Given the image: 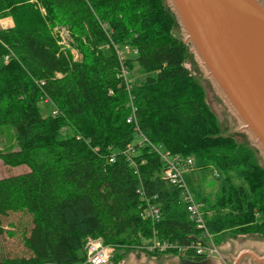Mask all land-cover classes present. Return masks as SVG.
<instances>
[{
  "label": "trees",
  "instance_id": "obj_1",
  "mask_svg": "<svg viewBox=\"0 0 264 264\" xmlns=\"http://www.w3.org/2000/svg\"><path fill=\"white\" fill-rule=\"evenodd\" d=\"M0 16L14 21L0 28V127L17 134V147L0 148V158L9 167L27 166L0 179V235L10 213L32 217L24 235L31 255L0 256V264H82L89 237L130 249L154 229L175 243L200 235L180 190L163 179L161 157L143 146L135 168L119 152L137 140L127 122L132 105L155 144L193 157L195 168L214 167L227 181L248 182V190L230 183L213 197L193 190L214 235L264 236V166L252 147L222 132L186 64L191 46L173 33L178 18L165 0H0ZM58 24L71 30L82 59L61 43ZM122 64L146 74L130 91ZM43 100L59 114L44 115ZM141 185L161 208L156 224L141 216Z\"/></svg>",
  "mask_w": 264,
  "mask_h": 264
},
{
  "label": "water",
  "instance_id": "obj_2",
  "mask_svg": "<svg viewBox=\"0 0 264 264\" xmlns=\"http://www.w3.org/2000/svg\"><path fill=\"white\" fill-rule=\"evenodd\" d=\"M263 1L168 0L184 41L199 57L242 129L264 151ZM185 264L206 262L187 260Z\"/></svg>",
  "mask_w": 264,
  "mask_h": 264
},
{
  "label": "rangeland",
  "instance_id": "obj_3",
  "mask_svg": "<svg viewBox=\"0 0 264 264\" xmlns=\"http://www.w3.org/2000/svg\"><path fill=\"white\" fill-rule=\"evenodd\" d=\"M165 3L169 9H171L168 0H165ZM12 23V17L0 16V28L10 27ZM55 31L60 36L63 42L62 44L71 50L74 58L82 59L83 53L72 35L71 30L66 25L58 24L55 26ZM173 33L181 38H184L178 20L173 28ZM186 64L192 71L196 80L204 86L207 94V100L220 121L222 132L224 134L234 136L240 144L252 147L257 161L264 166V151L255 143L250 133L242 129L241 121L225 102L212 80L207 76L205 68L192 48L190 49L189 58ZM129 75L131 76L134 84L141 83L146 77V74H144L141 68L136 64L133 70L129 71ZM39 106L44 115H49L54 109V104L51 101L46 102L43 100L40 102ZM63 132H67V129L64 128ZM10 147H17V134L12 126L4 125L0 127V148L9 149ZM26 168V165L9 167L0 158V179L11 174L21 173ZM217 172L219 173V176L216 175ZM184 178L187 186L191 190L199 188L205 195H210L211 197L219 192L223 186H227L230 183H233L236 186H243L246 190L249 189V184L244 178L235 177L231 182L227 181L214 167H207L204 170L193 168L192 170L184 173ZM3 226L5 228V232L0 235V256L21 258L29 257L31 252L24 244V235L29 232L32 226L31 215L26 212L10 213L8 216L3 218ZM97 238L101 239V237ZM214 240L221 251L224 260L227 259L229 262L230 259L228 254L230 249L234 250V254L237 255L240 249H247L245 248L246 246H262V252H264V236L258 234H241L236 233L234 230H228L215 235ZM112 254L110 264H169L167 259L170 261L172 259L177 261L181 258V256L175 253H160L157 255H151L147 251L140 250L135 247L130 249L114 247ZM224 260L218 255L209 256L208 258L209 264H225L226 261ZM242 264L254 263L247 257L244 259Z\"/></svg>",
  "mask_w": 264,
  "mask_h": 264
},
{
  "label": "built area",
  "instance_id": "obj_4",
  "mask_svg": "<svg viewBox=\"0 0 264 264\" xmlns=\"http://www.w3.org/2000/svg\"><path fill=\"white\" fill-rule=\"evenodd\" d=\"M61 43L62 40H61ZM127 50L130 47L127 46ZM135 53L137 51H134ZM118 54L123 55V51L118 49ZM8 59V57L6 58ZM121 76L127 85V89L131 90L132 78L129 75V70L122 64ZM54 114H59V110L55 109ZM127 122L134 124L135 131L137 133V140L135 143H129L125 148L119 150L129 163L137 168V162L135 156L138 154V150L143 146H148L154 152H156L164 162V169L162 177L171 186L178 188L181 192L182 201L187 209L189 219L193 221L200 235L196 238L189 240L188 242H172L170 240H162L159 238L157 230L154 229L153 236L135 248L147 251L150 254L160 253H175L181 258L188 259L197 256H215L218 255L223 258L221 251L219 250L214 240L215 235L209 230L207 225V211L204 209V203L200 202L193 190H191L185 181L184 173L192 170L194 167L193 157H182L178 154H173L168 150H165L162 146L155 144L140 128L136 122V108L132 105V113L128 116ZM117 158V151L111 153L108 157V162H115ZM136 172L138 170L136 169ZM219 176V173H216ZM137 193L141 200V216L143 219L150 220L153 224H156L161 220V208L155 201L156 196H151L143 185L137 188ZM115 245L106 244L100 238H89L86 242V259L82 264H110L112 251Z\"/></svg>",
  "mask_w": 264,
  "mask_h": 264
},
{
  "label": "crops",
  "instance_id": "obj_5",
  "mask_svg": "<svg viewBox=\"0 0 264 264\" xmlns=\"http://www.w3.org/2000/svg\"><path fill=\"white\" fill-rule=\"evenodd\" d=\"M14 21L12 23L11 26H13ZM245 248L247 249H243V250H239L238 254L235 255V251L234 250H229V254L228 257L230 259V262L227 259H223L224 261H226L225 264H242V262H244L245 258H249L254 264H264V252H262L263 247L259 246H246ZM245 252V253H244ZM244 253V254H243ZM209 258V257H208ZM208 258L206 260H204L203 262H206V264H209ZM188 259H184V258H180V260L174 261L173 259L170 261L167 259V262H169V264H185L186 261Z\"/></svg>",
  "mask_w": 264,
  "mask_h": 264
}]
</instances>
